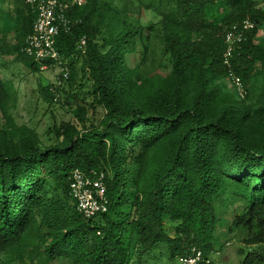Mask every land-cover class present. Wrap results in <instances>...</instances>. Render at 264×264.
<instances>
[{
    "label": "trees",
    "instance_id": "16d2710c",
    "mask_svg": "<svg viewBox=\"0 0 264 264\" xmlns=\"http://www.w3.org/2000/svg\"><path fill=\"white\" fill-rule=\"evenodd\" d=\"M10 1L0 70L10 57L38 71L21 50L36 10L27 0ZM125 1L123 9L121 0H87L65 11L73 23L56 48L69 84L81 61L83 80L67 96L80 100L77 122L55 126L47 145L33 128L0 122V252L22 264H174L195 247L204 255L198 264H213L219 214L232 208L243 243L264 248V43L255 41L264 5L136 0L159 15L164 43L159 64L146 69L157 27L134 24L133 0ZM246 18L255 27L230 62L247 88L237 100L218 81L227 77L224 36ZM84 87L91 102L78 97ZM41 93L54 102L49 84ZM16 100L14 82L0 73V119L11 120ZM96 106L104 110L97 124L88 117ZM76 168L104 174L107 211L86 218L77 210L70 195Z\"/></svg>",
    "mask_w": 264,
    "mask_h": 264
},
{
    "label": "rangeland",
    "instance_id": "374dc122",
    "mask_svg": "<svg viewBox=\"0 0 264 264\" xmlns=\"http://www.w3.org/2000/svg\"><path fill=\"white\" fill-rule=\"evenodd\" d=\"M126 1L121 0L119 7L123 9ZM128 12L134 24L147 26L153 24L157 27L156 32L152 33L150 40L149 55L147 58L146 69L154 68L159 64L162 57V50L164 47L159 35H161V27L159 24V15L155 14L150 8L145 7L138 1H128ZM261 5H264V0H259ZM13 7L10 0H0V28L4 24L5 14H9ZM10 38L12 34L8 35ZM257 43H264V23L260 26L258 34L255 38ZM80 58V57H79ZM81 60V58H80ZM81 61L75 64L76 80L69 84L67 81H60L59 67L51 66L46 70L32 71L28 66L23 63L14 62L7 57L3 59L2 68L0 73L3 76L11 79L17 90V100L10 107L11 120L6 121L3 117L0 119L2 124H7L10 127L25 125L36 130L43 144H49L54 141V127L58 126L61 122L70 121L77 122L74 107L76 102L80 101L78 98H67L73 92H77L78 85L82 81V72L80 69ZM222 84L223 88L231 93L237 100L245 99L236 94V91L230 82L225 77L218 81ZM49 84L52 91L56 94L54 102H49L44 99L41 93V85ZM85 87L82 89L78 97H84L85 101L91 102V98L86 95ZM80 93V92H79ZM69 99V101H68ZM104 110L100 106H96L95 111L89 112L88 117L97 124L102 118ZM235 209L220 212L219 222L216 229L215 244L216 249L209 254V258L213 264H264L258 261V256L264 255V248L257 245H245L243 237L245 236L242 228H237L232 222ZM28 257L26 263L30 262V255L24 253ZM34 264H38L37 259ZM0 264H22L19 258L11 252H0ZM52 264H60L54 262ZM63 264V263H61ZM65 264V263H64ZM174 264H180L179 260Z\"/></svg>",
    "mask_w": 264,
    "mask_h": 264
},
{
    "label": "built area",
    "instance_id": "2783aa9c",
    "mask_svg": "<svg viewBox=\"0 0 264 264\" xmlns=\"http://www.w3.org/2000/svg\"><path fill=\"white\" fill-rule=\"evenodd\" d=\"M27 1L36 10V18L32 32L26 38L21 50L32 57L41 70H46L51 66L59 67V83L66 81L69 77V68L56 48V39L61 32H68L73 23L65 11L73 5H84L87 0H65L64 2L61 0ZM254 27L255 22L246 18L241 23L233 25L224 36L226 43L224 64L228 68L227 78L241 98L246 97L247 88L241 77L233 70L230 62L238 47L237 45L245 39V31ZM85 47L86 38L83 37L79 42L78 49L84 52ZM70 178V195L76 202L77 210L83 216L92 218L98 213L107 211L106 186L102 172L92 178L76 168L72 171ZM203 259L202 250L194 247L189 255L180 257L178 260L180 264H198Z\"/></svg>",
    "mask_w": 264,
    "mask_h": 264
}]
</instances>
